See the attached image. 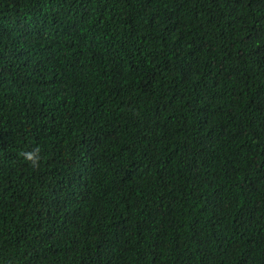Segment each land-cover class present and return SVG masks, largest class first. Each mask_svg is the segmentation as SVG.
Masks as SVG:
<instances>
[{"label":"trees","instance_id":"trees-1","mask_svg":"<svg viewBox=\"0 0 264 264\" xmlns=\"http://www.w3.org/2000/svg\"><path fill=\"white\" fill-rule=\"evenodd\" d=\"M0 264H264V0H0Z\"/></svg>","mask_w":264,"mask_h":264},{"label":"clouds","instance_id":"clouds-1","mask_svg":"<svg viewBox=\"0 0 264 264\" xmlns=\"http://www.w3.org/2000/svg\"><path fill=\"white\" fill-rule=\"evenodd\" d=\"M120 44H116V45H120ZM155 53H156V50L154 51V54ZM17 157L22 162H24L30 169L34 171L40 169L42 161H43L42 149L39 146H35L31 148L30 150L21 149L20 151H18Z\"/></svg>","mask_w":264,"mask_h":264}]
</instances>
